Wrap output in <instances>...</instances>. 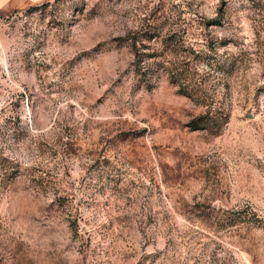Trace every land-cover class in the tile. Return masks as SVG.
<instances>
[{
  "label": "rangeland",
  "instance_id": "rangeland-1",
  "mask_svg": "<svg viewBox=\"0 0 264 264\" xmlns=\"http://www.w3.org/2000/svg\"><path fill=\"white\" fill-rule=\"evenodd\" d=\"M0 264H264V0L0 9Z\"/></svg>",
  "mask_w": 264,
  "mask_h": 264
},
{
  "label": "trees",
  "instance_id": "trees-1",
  "mask_svg": "<svg viewBox=\"0 0 264 264\" xmlns=\"http://www.w3.org/2000/svg\"><path fill=\"white\" fill-rule=\"evenodd\" d=\"M137 35H138L137 33L130 34V36L128 38V42H129V45L131 47V50L133 51L134 57H136L137 65L145 68V66H149L152 64V63H149V61H150L149 59L151 58V56L148 54L146 55V54L140 53L141 49L146 50L147 48H146V46H144L140 43V39ZM143 36H146V34H144ZM146 37L153 39L154 42H156L158 40V34L155 35V32H153L152 34H148ZM166 42H167L168 46L171 44H174L173 43L174 37L173 36L167 37ZM139 45H141V46H139ZM156 61L158 62V59H156ZM175 61L176 62L172 61V59L169 58V55L166 54L167 69H169L171 71V73L173 74V77L179 81L181 79L182 73H183L182 61H180L178 59H176ZM162 64H164V62H162Z\"/></svg>",
  "mask_w": 264,
  "mask_h": 264
},
{
  "label": "crops",
  "instance_id": "crops-1",
  "mask_svg": "<svg viewBox=\"0 0 264 264\" xmlns=\"http://www.w3.org/2000/svg\"><path fill=\"white\" fill-rule=\"evenodd\" d=\"M11 0H0V9L6 8ZM35 2L36 0H14V3L16 4H26L29 2Z\"/></svg>",
  "mask_w": 264,
  "mask_h": 264
}]
</instances>
